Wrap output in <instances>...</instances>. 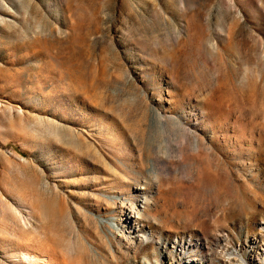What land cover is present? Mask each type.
I'll use <instances>...</instances> for the list:
<instances>
[{
  "label": "rangeland",
  "instance_id": "obj_1",
  "mask_svg": "<svg viewBox=\"0 0 264 264\" xmlns=\"http://www.w3.org/2000/svg\"><path fill=\"white\" fill-rule=\"evenodd\" d=\"M243 261L264 0H0V264Z\"/></svg>",
  "mask_w": 264,
  "mask_h": 264
},
{
  "label": "bare ground",
  "instance_id": "obj_2",
  "mask_svg": "<svg viewBox=\"0 0 264 264\" xmlns=\"http://www.w3.org/2000/svg\"><path fill=\"white\" fill-rule=\"evenodd\" d=\"M150 173H151V174H154V172H151V171H150ZM151 174H150V175H151ZM153 242H154L155 244H160V240H156V241H153ZM145 260L148 261L147 258H146ZM243 262H244L245 264H248L247 261H243Z\"/></svg>",
  "mask_w": 264,
  "mask_h": 264
}]
</instances>
